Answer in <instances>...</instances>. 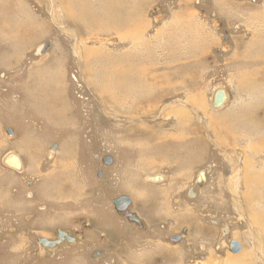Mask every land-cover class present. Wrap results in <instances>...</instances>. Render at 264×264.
<instances>
[{"label": "rangeland", "instance_id": "1", "mask_svg": "<svg viewBox=\"0 0 264 264\" xmlns=\"http://www.w3.org/2000/svg\"><path fill=\"white\" fill-rule=\"evenodd\" d=\"M19 1L0 0V264H264V224L246 222L264 223V0H82L83 17L77 0ZM239 63L261 73L241 80ZM49 71L65 106L48 112ZM122 196L143 229L115 212ZM56 230L72 245L40 256Z\"/></svg>", "mask_w": 264, "mask_h": 264}, {"label": "bare ground", "instance_id": "2", "mask_svg": "<svg viewBox=\"0 0 264 264\" xmlns=\"http://www.w3.org/2000/svg\"><path fill=\"white\" fill-rule=\"evenodd\" d=\"M6 1H9V0H6ZM18 1V0H17ZM37 1V0H36ZM49 1V0H48ZM82 0H77V3L75 2V7H77V8H79L78 9V11H79V15H81L82 17L83 16H85L84 15V13L86 12V10L88 9L87 7H85V5L81 2ZM17 3H23V12H25L26 11V13L27 14H30V12H29V10H28V7H27V3L25 2V1H19V2H16L15 4H17ZM69 4V3H68ZM20 6H21V4H20ZM74 6V5H73ZM14 8H15V6H14ZM21 8V7H20ZM264 9V8H263ZM68 10V12L71 14V11H69V9H67ZM32 13V12H31ZM115 16V15H114ZM71 17V16H70ZM10 18V17H9ZM255 18V17H254ZM259 18V17H258ZM260 19V18H259ZM14 21V20H13ZM27 21V20H26ZM83 21H85V18H83ZM264 21V20H263ZM28 23V22H27ZM134 24V23H133ZM35 25V24H34ZM23 27H25V26H23ZM117 27V26H116ZM178 27V26H177ZM20 31L21 30H18L17 31V33L18 34H21L20 33ZM125 31V30H124ZM127 31V30H126ZM125 31V32H126ZM26 32V31H25ZM28 32V31H27ZM23 35V34H22ZM125 35V37H127L128 35H129V32L127 33V34H124ZM31 36V35H30ZM212 37V36H211ZM210 37V38H211ZM262 41V40H261ZM263 42V41H262ZM79 44V43H78ZM258 45V44H257ZM255 46V45H254ZM257 47V46H256ZM77 48H78V46H77ZM80 48V47H79ZM83 55H85V58H86V56L87 57H89L90 55H92V52H91V49L88 47H84V49H83ZM258 52H260V53H263L264 52V45H261V46H259V50H257ZM76 52V51H75ZM230 52V51H229ZM95 53V52H94ZM235 53V52H234ZM76 54H77V56L78 57H80V53H77L76 52ZM259 54V53H258ZM243 56V55H242ZM253 56V55H252ZM257 58V57H256ZM87 59V58H86ZM244 59V58H243ZM250 59V58H249ZM231 60V59H230ZM237 60V59H236ZM253 62V61H252ZM80 63V62H79ZM240 64V66L241 65H243V64H241V63H239ZM251 64H253V65H258L256 62H253V63H251ZM251 64H248L247 66L246 65H243L244 66V68H250L251 69ZM249 66V67H248ZM61 67V66H60ZM240 69H242L241 67H239ZM253 69V70H252ZM251 70H246V69H244V72H241L238 76L241 78V80L242 79H244V76H246L245 74H252V73H256V74H258V73H261V70L259 71L258 69L259 68H257V67H253ZM47 70V69H46ZM243 70V69H242ZM246 70V71H245ZM42 71H43V69H39L38 71H34V73H31L32 74V76H33V78H34V76H35V74L36 73H38V75H40L41 73H42ZM52 71H53V69H52ZM259 71V72H258ZM50 72V71H49ZM55 72V71H54ZM54 72L53 73H51L50 72V74H52V76L50 75L49 77H48V82L47 83H45V86L43 87V89H45L44 90V96H43V100H41V98H42V95H41V93H40V95H41V97L39 98V100H37V103H38V107H42V106H46L47 108H48V112L49 111H51L53 108H50V107H48V104L49 105H52L53 107H55V109L56 108H58L57 107V105H60V106H65V103L64 104H62V101H60V98H61V96H60V92H61V89H63L62 87V81H63V77L64 76H61L62 77V80L60 79V80H58V79H56L55 80V74H54ZM98 72H100V71H98ZM123 72V74H131V70H130V68H128V72L127 71H122ZM125 72V73H124ZM240 72V71H239ZM45 73H47V72H45ZM83 73V72H82ZM57 75V74H56ZM129 75H126L127 77H130ZM255 75V74H254ZM59 76V75H58ZM133 76V75H132ZM254 77V76H253ZM247 78H249V77H247ZM255 78V77H254ZM253 78V79H254ZM264 80V73L262 74H258L257 75V78H256V80ZM36 80V78L34 79V81ZM51 80V81H50ZM55 80V81H54ZM246 80V79H245ZM52 81H54L55 82V85H53V82ZM135 81H137V80H135ZM134 81V82H135ZM254 81V80H253ZM122 81L120 80L119 81V84H117V85H115L114 84V87H116V89L117 90H119L120 89V87L122 88V90L126 93L128 90H129V88H132L133 87V85L130 83V84H128L127 82H124L123 81V83H121ZM100 83V85L102 84V82H99ZM34 86H35V90H39V88L36 86V84H33ZM105 87H107V84H106V86L104 85L102 88L103 89H105ZM58 88H59V90H58ZM100 88H101V86H100ZM33 89H34V87H33ZM115 89V90H116ZM217 89V88H216ZM116 90V91H117ZM59 91V92H58ZM63 92V91H62ZM213 94V93H212ZM224 95H225V93H224ZM139 97V96H138ZM226 95H225V100H226ZM225 100H224V102H225ZM201 105H203V104H201ZM224 104H222V106H223ZM227 105V104H226ZM33 106V105H32ZM222 106H220V107H222ZM34 107V106H33ZM184 107V106H183ZM179 108H177V106L176 107H174V106H172L171 108H168L167 109V107L165 106V108L163 109L164 110V113L165 112H167V111H170V110H172V112L174 111V110H178ZM189 109V108H188ZM195 109V108H194ZM41 111H43V114L45 115V117H46V119L48 118H50L52 115H48L49 113L47 112V111H45V110H41ZM194 111V110H193ZM42 114V115H43ZM57 114L59 115V117L62 115V112L58 109V111H57ZM174 114L175 115H178V118H180L181 120H183L184 119V117H186L187 116V113H186V111H184V110H180L179 109V111H176V112H174ZM233 114V113H232ZM41 118V117H40ZM208 118V117H207ZM224 118V117H223ZM47 119V120H48ZM206 121V120H205ZM218 122V121H217ZM74 126V125H73ZM180 136H181V134H180ZM182 136H183V134H182ZM178 139H179V137H178ZM28 140V139H27ZM179 141V140H178ZM264 143V142H263ZM180 147V146H179ZM215 147V146H214ZM28 149H30L29 147H28ZM196 149H197V147H196ZM199 149V148H198ZM78 150V149H77ZM195 151V150H194ZM202 151V150H201ZM201 151H197L196 152V154L198 155L199 153L200 154H202L201 153ZM166 153V152H165ZM173 153V152H172ZM55 154H54V152H51L50 153V157L52 158L53 156H54ZM227 155V154H226ZM244 156V155H243ZM242 156V157H243ZM232 158H235L236 159V162L238 161V163L240 164L239 166L240 167H238L237 165V167L238 168H240L241 169V171L243 172V185H246L247 183H248V181H250V180H252L251 179V177L248 175V170H249V167L246 165V161L244 160V159H241V153H239L237 150H235V154H233V156H232ZM50 159V158H49ZM244 161H245V163H244ZM5 164L6 165H8L9 167H13V168H15V169H19L18 168V160H17V157L16 156H14V155H8L6 158H5ZM238 168H235V169H237L238 170ZM39 170V169H38ZM129 175V174H128ZM235 175V174H234ZM253 175V174H252ZM255 177V176H254ZM234 178H236L235 176H234ZM151 181H158V180H162V177H160V176H153V177H150L149 178ZM241 179V178H240ZM128 180V179H127ZM126 180V181H127ZM131 180V179H130ZM129 181V180H128ZM132 181V180H131ZM130 183V182H129ZM236 183V182H235ZM133 184V183H132ZM251 184V183H250ZM136 185V184H135ZM134 185V186H135ZM125 186V185H124ZM240 186H242V184L240 183V184H238V188L240 189ZM132 187V186H131ZM235 187H236V184H235ZM229 188H230V186H229ZM258 188V187H257ZM133 190V189H132ZM237 191V190H236ZM241 191V190H240ZM137 192V191H136ZM234 192H235V189H234ZM243 192V191H242ZM143 193V192H142ZM244 193V192H243ZM235 196V201H236V203H237V201H238V197L236 196V195H234L233 194V197ZM242 196H243V199L248 203L249 201H251V202H253V200H252V194H251V196L248 194V192H246V194H243V195H241V198H242ZM240 198V197H239ZM254 198V197H253ZM255 201V200H254ZM249 203V205L251 206L252 205V203ZM259 202V201H258ZM257 202V203H258ZM255 205V203H253V206ZM262 207V206H261ZM257 208V207H256ZM243 209H247L248 210V208H247V205L245 206H243ZM251 209V208H250ZM261 209V208H260ZM246 210V211H247ZM242 212V211H241ZM247 219H246V222H247V225H249V223H255V224H257L258 226L259 225H263L264 223L263 222H260V220H259V218L261 217V215L259 216V214L257 213V211H254L253 210V212L251 211V210H249V211H247ZM242 215V214H241ZM263 221V220H262ZM262 228H263V232H264V225L263 226H261ZM260 227V228H261ZM244 255H246V253L245 252H242V254L240 255V257H244ZM178 256V255H177ZM239 257V256H238ZM236 258V256L235 257H233V256H229V259L227 260V263H230V262H239V259L240 258ZM247 259V258H246ZM250 260V259H249ZM243 261V260H242ZM241 262V261H240ZM247 262L248 261H246V264H247ZM238 264V263H237ZM240 264V263H239Z\"/></svg>", "mask_w": 264, "mask_h": 264}, {"label": "water", "instance_id": "3", "mask_svg": "<svg viewBox=\"0 0 264 264\" xmlns=\"http://www.w3.org/2000/svg\"><path fill=\"white\" fill-rule=\"evenodd\" d=\"M224 100H225L224 92L220 90L217 91L213 97V101H212L213 107L217 108V107L222 106V104L224 103ZM8 134L12 135L10 130H8ZM54 148L55 146L52 147V149ZM103 163L105 165H110L112 163V160L109 157H105L103 159ZM112 204L114 206V210L117 213V215L123 218L128 224L134 226L135 228H140V229L144 228L141 221L137 218V216L130 211V207H131L130 198L126 196H122V197L114 199L112 201ZM184 233H185V230L183 231L181 235H178L176 237H171L170 240L173 242H177L183 237ZM58 235L60 238L64 234L58 233ZM69 241L73 242L74 239H69ZM39 242L45 243L44 245L45 247H48V248L53 247V243L51 242L46 243L45 240H40ZM229 250L231 253L236 254L240 250V247L236 242H232L229 246Z\"/></svg>", "mask_w": 264, "mask_h": 264}, {"label": "flooded vegetation", "instance_id": "4", "mask_svg": "<svg viewBox=\"0 0 264 264\" xmlns=\"http://www.w3.org/2000/svg\"><path fill=\"white\" fill-rule=\"evenodd\" d=\"M43 190H44V195L46 194V192H48V190H49V187L48 186H43ZM58 233H63L64 235H62L60 238H59V235H58ZM69 239H73V237L70 235V237L67 235V232H60L59 230H56V232H55V238L52 240V239H44V238H41V239H38L37 240V243L41 246V248L43 249L42 251L45 253V251H47V252H54L55 251V249H57L59 246H62V245H64V244H66L67 246H70V245H72V242H70L69 241ZM40 240H45V242L47 243V242H51V243H53V247L52 248H48V247H45L44 245H45V243H42V242H39ZM41 255L40 256H42V257H46V256H49L50 257V255H46V253H45V255H42L43 253H40ZM54 256V255H53ZM41 257V258H42ZM43 258V259H44Z\"/></svg>", "mask_w": 264, "mask_h": 264}]
</instances>
